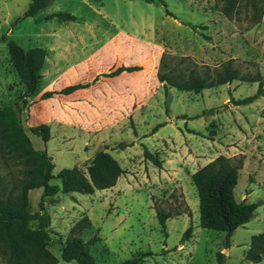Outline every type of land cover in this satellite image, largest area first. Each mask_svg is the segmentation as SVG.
<instances>
[{"label": "rangeland", "instance_id": "obj_1", "mask_svg": "<svg viewBox=\"0 0 264 264\" xmlns=\"http://www.w3.org/2000/svg\"><path fill=\"white\" fill-rule=\"evenodd\" d=\"M30 1L0 0V36L24 49L47 48L41 81L23 106L14 59L0 41V105H14L34 148L52 158L54 174L73 166L86 171V160L98 150L108 151L124 169L111 188L91 194L59 191L46 200L49 249L57 264H79L62 260L59 248L83 215L91 226L79 236L94 264H120L140 253H148L141 264H218L217 252L223 253V264H264V254L258 263L245 259L251 237L264 227V92L251 102H237L255 94L260 83L235 80L200 92L170 88L166 95L157 79L166 53L170 66L185 72L220 70L231 60L241 74L259 72L264 90V14L253 23L244 0L233 18L215 0H50L35 16L17 20ZM57 11L76 20L48 17ZM134 64L142 69L101 79L71 95L40 99L46 89ZM44 122L50 125L46 142L28 130ZM119 143L127 147L118 148ZM145 146L161 160L160 167L143 156ZM218 155L242 156L235 198L263 201L233 231L229 246L224 231L200 226L191 179ZM7 172L0 168L1 175ZM60 180L50 183L60 187ZM41 193L42 188L30 190L31 212L38 211ZM155 206L172 213L165 233ZM93 237L97 240L90 242ZM0 264H6L1 256Z\"/></svg>", "mask_w": 264, "mask_h": 264}, {"label": "trees", "instance_id": "obj_2", "mask_svg": "<svg viewBox=\"0 0 264 264\" xmlns=\"http://www.w3.org/2000/svg\"><path fill=\"white\" fill-rule=\"evenodd\" d=\"M50 0H31L26 10L17 20L35 16L44 9ZM151 2V0H146ZM221 12L227 17H235L239 11L242 0H215ZM252 9L253 23L263 18L264 0H244ZM76 15L66 11H57L49 14L50 18L61 21H75ZM11 57L22 90L19 94L23 106L28 104V98L38 90L41 81L40 71L44 66L46 49L40 46L22 48L14 39L0 36ZM140 65H121L100 72L88 82L79 81L66 85L58 90L42 92L40 99L51 98L54 94H70L78 88H87L93 85L100 77L117 76L120 73L141 70ZM157 79L167 95L170 88L180 91L200 92L211 86L216 87L231 83L235 80L260 83L255 94L243 97L238 103H248L262 95L263 80L259 72L255 75L240 73L232 61L225 62L220 70H206L197 72L194 69L184 71L178 66H170L168 56L162 53L157 70ZM156 129V128H155ZM154 129V130H155ZM28 130L46 142L50 138V125L48 122L29 126ZM118 148H126L127 144L119 143ZM143 156L157 167L161 160L145 146ZM242 156L230 158L218 155L208 163L201 166L191 174L192 183L198 195V208L200 211L199 224L203 228L225 232V244L229 246V237L233 231L247 223L255 214L257 206L263 201H238L235 198L234 188L239 181V170L242 167ZM86 171L80 167H64L56 174L53 173L55 165L45 149L37 150L26 134L20 119L12 104L0 105V168L8 169L5 175L0 174V256L6 264H57L58 258L50 251L52 242L49 234L50 215L45 211L46 200H51L59 191L62 193L80 192L91 194L95 190L107 189L114 186L118 178L124 173L117 159L106 150H98L86 160ZM14 171V172H13ZM13 172V174H12ZM9 176V178H8ZM61 179V186L51 184L52 178ZM42 188L38 201V211H30L29 190ZM156 217L162 231L165 233L166 220L171 212L155 206ZM187 214L192 212L187 208ZM91 226L90 219L83 215L70 229V235L65 238L59 248L60 258L64 261H75L79 264H94L92 255L88 252L82 238L79 236L84 229ZM192 231L188 227L181 239H186ZM93 237L90 242L96 241ZM250 247L245 253V259L258 263L264 254V227L253 235ZM148 253H140L123 260L120 264H141L142 258ZM218 264H223V253L217 252Z\"/></svg>", "mask_w": 264, "mask_h": 264}, {"label": "crops", "instance_id": "obj_3", "mask_svg": "<svg viewBox=\"0 0 264 264\" xmlns=\"http://www.w3.org/2000/svg\"><path fill=\"white\" fill-rule=\"evenodd\" d=\"M134 65H138V64H134ZM139 71V70H138ZM133 72H137V71H133ZM133 72H126V71H124V72H122V73H120L119 75H117V76H115V77H119V76H121L122 74H124V73H133ZM114 76H112V77H114ZM112 77H100L98 80H97V82H95L93 85H91V86H89V87H87V88H78V90H76V91H74V92H72V93H70V94H67V95H71V94H74V93H76V92H78L79 90H86V89H88V88H92V87H94V86H96V84H98V82L101 80V79H104V78H112ZM93 78H94V76H93ZM92 78V79H93ZM91 79V80H92ZM79 81H82V80H79ZM78 81V82H79ZM88 81H90V80H88ZM88 81H82V82H88ZM101 82V81H100ZM73 83H77V82H68V83H66L64 86H66V85H70V84H73ZM63 86V87H64ZM62 88V87H61ZM54 90H58V89H54ZM61 95H65V94H61ZM66 96V95H65ZM47 98H49V97H47ZM46 98V99H47ZM52 98V97H51ZM46 99H41V100H46ZM50 99V98H49ZM64 122H66V121H64ZM119 181V180H118ZM118 181L116 182V184L118 183ZM32 190V189H31ZM29 192H30V190H29ZM29 194V193H28Z\"/></svg>", "mask_w": 264, "mask_h": 264}]
</instances>
